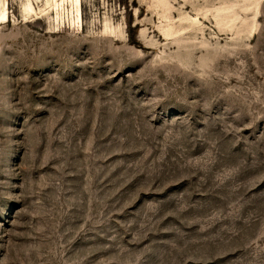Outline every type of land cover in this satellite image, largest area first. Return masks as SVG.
<instances>
[{
    "label": "rangeland",
    "instance_id": "374dc122",
    "mask_svg": "<svg viewBox=\"0 0 264 264\" xmlns=\"http://www.w3.org/2000/svg\"><path fill=\"white\" fill-rule=\"evenodd\" d=\"M4 5L0 264H264V0Z\"/></svg>",
    "mask_w": 264,
    "mask_h": 264
},
{
    "label": "bare ground",
    "instance_id": "6f19581e",
    "mask_svg": "<svg viewBox=\"0 0 264 264\" xmlns=\"http://www.w3.org/2000/svg\"><path fill=\"white\" fill-rule=\"evenodd\" d=\"M49 1V0H48ZM7 7V6H6ZM63 11V10H62ZM58 14V13H57ZM61 14V13H60ZM8 19V12L7 9H5V5L3 9H0V25L3 21H6Z\"/></svg>",
    "mask_w": 264,
    "mask_h": 264
}]
</instances>
